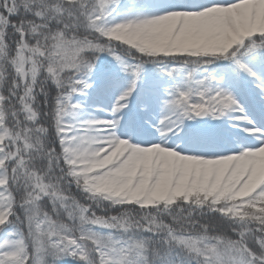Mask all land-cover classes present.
Here are the masks:
<instances>
[{"label":"snow or ice","instance_id":"1","mask_svg":"<svg viewBox=\"0 0 264 264\" xmlns=\"http://www.w3.org/2000/svg\"><path fill=\"white\" fill-rule=\"evenodd\" d=\"M0 264H264V0H0Z\"/></svg>","mask_w":264,"mask_h":264}]
</instances>
